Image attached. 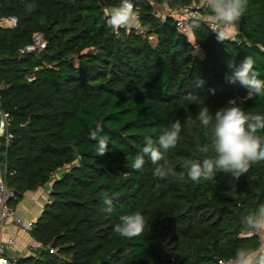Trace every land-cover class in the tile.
<instances>
[{"label": "trees", "instance_id": "16d2710c", "mask_svg": "<svg viewBox=\"0 0 264 264\" xmlns=\"http://www.w3.org/2000/svg\"><path fill=\"white\" fill-rule=\"evenodd\" d=\"M197 1L132 0L135 26L116 31L106 12L120 0H0V17L17 18L0 26V110L10 116L11 134L7 143L0 135V163L15 192L10 202L50 183L28 230L41 245L20 262L219 264L240 247L259 246L260 236L247 233L240 218L264 202V161L238 180L217 173L200 183L187 178L182 164L202 160L199 148L210 142V130L195 120L197 104L215 111L246 94L226 80L228 62L251 56L264 79V0H248L224 42L207 25L203 4L204 18L191 19L188 31L157 12ZM37 31L45 45L20 52ZM189 92L195 103L184 99ZM242 107L264 114V97ZM186 114L193 125L184 123ZM177 119L180 140L165 153L175 175L157 178L147 157L133 170L145 136L156 140ZM97 129L108 144L102 157L89 138ZM134 212L143 215L144 232L132 239L116 234L120 217Z\"/></svg>", "mask_w": 264, "mask_h": 264}, {"label": "clouds", "instance_id": "9594fccd", "mask_svg": "<svg viewBox=\"0 0 264 264\" xmlns=\"http://www.w3.org/2000/svg\"><path fill=\"white\" fill-rule=\"evenodd\" d=\"M248 0H203V5L215 24L209 27L216 33L218 42L230 39L233 31L247 8ZM106 24L113 30L129 29L135 26L136 16L132 0H120L106 12ZM198 26V25H197ZM254 59L245 56L237 63L234 59L228 62L231 70L226 74L229 83H239L247 91L244 97L229 101L215 111L204 103L197 104L198 112L195 120L207 130H210V142L199 148L204 158L185 160L182 167L186 169L187 178L195 183L214 179L217 173H224L231 178L239 179L247 174L252 165L264 161V114L246 112L242 107L244 100L254 96L264 97V79L259 78L254 69ZM199 81L198 84H202ZM214 91V90H213ZM185 100L195 103L197 96L189 92ZM192 115L186 114L184 123L194 124ZM182 123L179 119L165 128L156 140L145 136L144 145L140 152L131 161L133 170H140L145 164V157L155 166L154 176L167 179L175 173L165 160V153L176 147L180 140ZM90 139L97 142L95 149L97 156H104L108 152V144L102 135V130L90 132ZM211 153V155H209ZM162 161H164L162 163ZM184 177L181 176L180 179ZM103 202L106 212L112 211V200L105 196ZM241 227L249 234L264 233V202L258 203L254 209L240 218ZM145 220L140 212L126 214L120 217L115 224L114 232L121 237L132 239L144 232ZM232 264H264V250L249 247H240L232 258Z\"/></svg>", "mask_w": 264, "mask_h": 264}, {"label": "built area", "instance_id": "2783aa9c", "mask_svg": "<svg viewBox=\"0 0 264 264\" xmlns=\"http://www.w3.org/2000/svg\"><path fill=\"white\" fill-rule=\"evenodd\" d=\"M202 4H203V0H198L197 2H192L189 4H183L179 6L177 11L176 9L174 10L176 11L175 13H172L171 11H167L166 13L173 15L175 17L176 25L181 31H188L189 30L188 22L191 19L204 18V14L200 9V6ZM204 19L206 20L208 26L210 24H212V26H215V24L211 21L210 17ZM16 21L17 18L14 15L1 16L0 26L10 27L15 25ZM233 35L234 34H232L231 36ZM44 45H45V40L42 37V34L37 31L33 33L32 42L20 47L19 51L23 52L24 50H31L34 49L35 47H43ZM1 114H2V122L0 128V135L1 136L3 135L5 142L7 143L9 137L11 136V134L6 133V126L10 120V116L8 112L1 111ZM4 172L5 169L3 166H1L0 163V264H29L27 261L20 262L18 258L6 254L7 248H10L12 245H15L16 242L15 238L12 236H7L6 238H3L2 236L3 227L6 224V221L8 219L15 221L23 230L30 229L31 221L22 220L21 218L16 216L15 207L10 202L11 199L15 198V192L11 187L7 185ZM40 245L41 244L39 243V245L35 246V248H37ZM52 250H53L52 248L49 249V251ZM232 258L233 257L220 259L219 264H232Z\"/></svg>", "mask_w": 264, "mask_h": 264}, {"label": "crops", "instance_id": "0c3cea01", "mask_svg": "<svg viewBox=\"0 0 264 264\" xmlns=\"http://www.w3.org/2000/svg\"><path fill=\"white\" fill-rule=\"evenodd\" d=\"M46 184L48 186V183ZM43 185L38 186L34 190L26 191L22 199L13 204L17 217L22 220L32 221L37 216L42 208V205L48 199V192L50 189V183L47 188H44ZM2 236L3 238H6L7 236L15 238L16 242L15 245H13L14 249L9 254L15 258H20L32 253L35 246L39 245V242L34 240L28 230H23L15 221H12L11 219L6 221V224L3 227ZM259 236L260 244L255 249L264 250V233L259 234Z\"/></svg>", "mask_w": 264, "mask_h": 264}, {"label": "rangeland", "instance_id": "374dc122", "mask_svg": "<svg viewBox=\"0 0 264 264\" xmlns=\"http://www.w3.org/2000/svg\"><path fill=\"white\" fill-rule=\"evenodd\" d=\"M157 12H158V14H160V15H163V14H165L167 11H171L172 13H175L176 11H177V9H176V11H174V10H168V8L167 7H165V6H157ZM110 10V9H109ZM233 31V34L235 33V31H236V28L234 29V30H232ZM63 170V169H62ZM61 170V171H62ZM48 186H49V182H48ZM47 186V184H44L43 185V187L44 188H47L48 187ZM27 197V196H26ZM8 250H6V254L7 255H9L10 254V252H12L13 251V249H14V246L12 245L10 248H7Z\"/></svg>", "mask_w": 264, "mask_h": 264}, {"label": "water", "instance_id": "95a60500", "mask_svg": "<svg viewBox=\"0 0 264 264\" xmlns=\"http://www.w3.org/2000/svg\"><path fill=\"white\" fill-rule=\"evenodd\" d=\"M1 122H2V114H1V111H0V128H1Z\"/></svg>", "mask_w": 264, "mask_h": 264}]
</instances>
